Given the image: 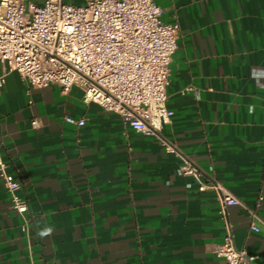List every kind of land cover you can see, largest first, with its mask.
<instances>
[{
  "label": "crops",
  "instance_id": "0c3cea01",
  "mask_svg": "<svg viewBox=\"0 0 264 264\" xmlns=\"http://www.w3.org/2000/svg\"><path fill=\"white\" fill-rule=\"evenodd\" d=\"M155 2L179 25L161 134L255 209L258 230L242 205L222 208L155 137L78 86H32L0 60L1 156L29 206L12 210L0 179V264H222L213 248L228 229L264 264V0Z\"/></svg>",
  "mask_w": 264,
  "mask_h": 264
},
{
  "label": "built area",
  "instance_id": "2783aa9c",
  "mask_svg": "<svg viewBox=\"0 0 264 264\" xmlns=\"http://www.w3.org/2000/svg\"><path fill=\"white\" fill-rule=\"evenodd\" d=\"M160 15L155 0H87L79 5L63 0L41 4L0 0V60L7 71H17L32 86L54 83L63 92L78 86L85 102H95L119 114L136 132L155 137L180 160L178 172L192 177L199 191H215L222 208L243 206L161 134L173 113L167 107L166 86L179 25L162 21ZM4 76L5 72L0 74V92ZM64 120L84 124L83 118L66 115ZM1 145L0 138V179L10 196L9 207L23 216L28 202L20 193L19 178L6 171ZM243 207L251 229L258 230L262 219L255 209ZM213 252L222 264H251L252 257L234 246L229 229Z\"/></svg>",
  "mask_w": 264,
  "mask_h": 264
},
{
  "label": "clouds",
  "instance_id": "9594fccd",
  "mask_svg": "<svg viewBox=\"0 0 264 264\" xmlns=\"http://www.w3.org/2000/svg\"><path fill=\"white\" fill-rule=\"evenodd\" d=\"M51 232V229H47L41 233V235H48Z\"/></svg>",
  "mask_w": 264,
  "mask_h": 264
}]
</instances>
